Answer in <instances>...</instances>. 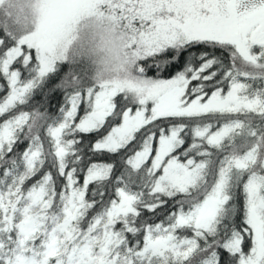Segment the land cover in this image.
<instances>
[{
	"label": "snow or ice",
	"instance_id": "obj_1",
	"mask_svg": "<svg viewBox=\"0 0 264 264\" xmlns=\"http://www.w3.org/2000/svg\"><path fill=\"white\" fill-rule=\"evenodd\" d=\"M0 8V264H264V0Z\"/></svg>",
	"mask_w": 264,
	"mask_h": 264
},
{
	"label": "clouds",
	"instance_id": "obj_2",
	"mask_svg": "<svg viewBox=\"0 0 264 264\" xmlns=\"http://www.w3.org/2000/svg\"><path fill=\"white\" fill-rule=\"evenodd\" d=\"M2 17L3 8H0V18ZM118 62L117 53L108 51L104 48H98L90 54V57L87 58L89 76L99 77L100 79H112L117 75H123V72H116Z\"/></svg>",
	"mask_w": 264,
	"mask_h": 264
},
{
	"label": "trees",
	"instance_id": "obj_3",
	"mask_svg": "<svg viewBox=\"0 0 264 264\" xmlns=\"http://www.w3.org/2000/svg\"><path fill=\"white\" fill-rule=\"evenodd\" d=\"M0 80H2V77H0ZM0 95H2V93H0ZM37 99H40V97L38 96Z\"/></svg>",
	"mask_w": 264,
	"mask_h": 264
}]
</instances>
